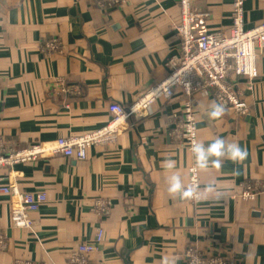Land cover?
I'll list each match as a JSON object with an SVG mask.
<instances>
[{
	"label": "crops",
	"instance_id": "crops-1",
	"mask_svg": "<svg viewBox=\"0 0 264 264\" xmlns=\"http://www.w3.org/2000/svg\"><path fill=\"white\" fill-rule=\"evenodd\" d=\"M205 19L199 33H229L233 0H191ZM264 20V0H247L246 27ZM180 0H127L101 10L94 0H0V136L22 149L35 142L82 135L104 126L112 102L129 107L169 73L179 55ZM57 39V49L44 40ZM249 114L224 107L210 120L214 89L196 91L198 142L216 138L247 151L242 163L200 169L199 197L173 199L168 177L178 172L185 186L195 156L171 134L172 119L186 96L159 98L132 114L112 144H95L85 160L46 153L38 160L0 170V186L47 193L30 214V227L15 225V199L0 191V226L6 246L0 264H68L82 242L104 227L93 264H188L186 251L229 256L234 264H264V46L257 48V76H234ZM63 87L68 90L64 91ZM175 161L172 171L163 167ZM250 190L251 194L246 192ZM223 193L221 199H216ZM108 203L98 212L97 203Z\"/></svg>",
	"mask_w": 264,
	"mask_h": 264
},
{
	"label": "built area",
	"instance_id": "built-area-1",
	"mask_svg": "<svg viewBox=\"0 0 264 264\" xmlns=\"http://www.w3.org/2000/svg\"><path fill=\"white\" fill-rule=\"evenodd\" d=\"M127 0H94L101 10L123 7ZM247 0H233V26L229 33L205 32L194 30L195 22L205 19V14L192 8L191 0H180L181 21L177 26L180 38L179 55L169 62L168 75L158 84L150 87L139 96L130 106V113L139 112L151 107L161 97L173 98L179 87L186 96L183 111L172 119L171 134L180 144H184L191 151L193 141L198 142L197 116L191 97L196 91L207 92L214 89L217 101L224 107H233L238 114H249L251 111L247 99L236 86L234 76H246L253 88L254 78L257 76V48L264 46V20L253 27H246L245 4ZM49 49H57V39L43 41ZM67 91V87H63ZM108 122L97 130L69 137H60L50 143L35 142L22 149L11 147L6 138L0 136V170L13 165L38 160L46 153L62 154L85 160L89 148L95 144H112L117 141L119 134L129 127L130 113L117 102L109 105ZM191 129V132H189ZM188 186L194 187L199 197L200 170L195 163L189 166ZM1 180V177H0ZM0 191L11 194L14 199L12 218L18 227H30V214L36 212L47 201L48 195L44 191H22L16 184H4ZM250 195V194H248ZM98 212L107 211L108 203H97ZM104 227H96L92 241L82 242L76 246L68 257V264H93L92 255L101 250L104 240ZM6 246L3 230L0 226V247ZM188 264H234L229 256H204L200 250L191 247L186 251ZM18 264H46L34 263L30 260L20 261ZM52 264H58L53 262Z\"/></svg>",
	"mask_w": 264,
	"mask_h": 264
},
{
	"label": "clouds",
	"instance_id": "clouds-1",
	"mask_svg": "<svg viewBox=\"0 0 264 264\" xmlns=\"http://www.w3.org/2000/svg\"><path fill=\"white\" fill-rule=\"evenodd\" d=\"M224 112L225 108L222 104H213L212 110L208 113L209 119H219L224 115ZM189 132H191V129H189ZM191 151L195 156L196 166L201 171H207L210 167L221 169L225 159L231 160L233 163H242L247 158L246 149L238 143L228 142L219 137L207 145L193 141ZM163 167L172 171L176 168L175 161L167 159L163 162ZM168 185V193L173 199L198 196V192L194 187L185 186L178 172L173 171L168 177ZM223 196V193H218L216 199H221Z\"/></svg>",
	"mask_w": 264,
	"mask_h": 264
},
{
	"label": "water",
	"instance_id": "water-1",
	"mask_svg": "<svg viewBox=\"0 0 264 264\" xmlns=\"http://www.w3.org/2000/svg\"><path fill=\"white\" fill-rule=\"evenodd\" d=\"M125 107V106H124ZM126 111L130 113V108L129 107H125ZM132 118V113H130L129 119L131 120Z\"/></svg>",
	"mask_w": 264,
	"mask_h": 264
},
{
	"label": "rangeland",
	"instance_id": "rangeland-1",
	"mask_svg": "<svg viewBox=\"0 0 264 264\" xmlns=\"http://www.w3.org/2000/svg\"><path fill=\"white\" fill-rule=\"evenodd\" d=\"M247 101H248V100H247ZM246 194H251L250 190H248V191L246 192Z\"/></svg>",
	"mask_w": 264,
	"mask_h": 264
}]
</instances>
